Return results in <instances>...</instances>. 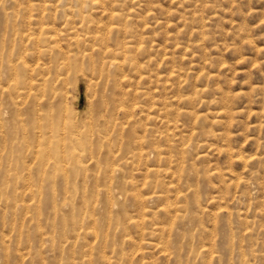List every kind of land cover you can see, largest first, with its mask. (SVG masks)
<instances>
[{"label":"rangeland","instance_id":"obj_1","mask_svg":"<svg viewBox=\"0 0 264 264\" xmlns=\"http://www.w3.org/2000/svg\"><path fill=\"white\" fill-rule=\"evenodd\" d=\"M75 5H80L89 15L86 22L91 25L110 24L111 11H121L123 22L130 26L129 29L123 28L122 36L132 40L135 48L141 46L143 49L138 54L143 68L138 73H131V86L127 84L126 89H133L131 96L136 101V111L143 109V116L150 112L152 118L149 119L152 123L143 121L148 131L141 124L137 125L144 145L134 151L148 152V157L136 155L134 160L129 159L130 162L125 163L124 160L133 153L125 152L120 142L112 147L114 157L111 165L105 166L93 157L97 155L94 141L101 134L102 126L99 124L107 118L101 111L102 94L107 86L103 85L106 84L103 76L90 71L92 68L89 69L86 64L64 68L54 83L62 96L61 109L50 111L45 119L48 122L44 120L49 123V131L42 151L50 155L56 147H60L59 150L66 154L71 131L76 136L81 132L84 139L82 136L76 154L82 164L77 168L63 161L59 164L54 162L58 164L55 166L53 157L49 163L50 158L43 161L41 153H37L33 146H27V149L22 136L9 129L12 118L5 112L6 104L0 97L3 102H0V207L4 205L3 196L10 190L29 192L38 188L44 194L55 192L59 202L66 191L78 193V196L83 191L90 194V220L86 219L82 228L90 230V238L86 235L78 241L79 245L74 246L80 248L75 252L77 264L89 260V255H83L84 251L97 259L102 257L101 254L107 256L108 259L101 260L100 264H264V0H0V61L1 57L6 60L7 56L16 54L25 30L28 26H36V21L44 15H52L48 19L50 23L57 21V26H66L65 11L69 12L73 6L76 8ZM65 42H68L67 39H62L60 44ZM170 100L172 104H169ZM147 104L150 105L147 107ZM224 105H227L226 109ZM184 109L189 110L188 113ZM121 114H117L120 119ZM141 114L138 113L134 119ZM7 130H11V134ZM51 132L53 135L50 137ZM6 137L8 141H5ZM12 147L21 149L18 151ZM82 147H85L84 150ZM158 149L163 151L162 161ZM44 163L50 167L44 166ZM153 167L169 168L173 174H152L149 169ZM71 177L75 184L68 188L66 183L70 184ZM156 181H159L158 184ZM158 192L164 194L163 198L152 197ZM106 193L108 196L118 194L122 200L129 199V202L124 215L114 198L108 206L113 218L101 223L97 219L103 214L102 200ZM135 194L151 200L144 201L142 205L135 203ZM167 205H172L169 211L164 210ZM176 206H181L182 210L177 211ZM44 210L42 230L51 233L50 207ZM91 220L93 223H90ZM0 221V234L6 233L8 228L2 223L1 214ZM6 234L7 239L13 235L14 240L9 243L11 251L16 250L19 242L20 252L24 255L18 259L19 256L4 255L0 249V264H66L62 254L51 248V242L34 243L18 236L16 238L15 232ZM86 239L90 244L86 243ZM228 239L233 242L232 248L225 252L223 246ZM147 240L155 247H145ZM166 241L172 245L166 247ZM21 242L24 246L20 245ZM35 250L41 251L38 252L43 255L42 260L35 261L34 257L32 260L30 251L34 253Z\"/></svg>","mask_w":264,"mask_h":264},{"label":"bare ground","instance_id":"obj_2","mask_svg":"<svg viewBox=\"0 0 264 264\" xmlns=\"http://www.w3.org/2000/svg\"><path fill=\"white\" fill-rule=\"evenodd\" d=\"M77 4H79V3H77ZM72 5H74V4H72ZM75 6H77V7L76 8L74 6H73V8L70 7V9H69L70 11L69 12L65 11V14H66L65 25L66 26L60 27V24H59V26H57L56 25L57 21L55 23H50V21H48V19H50V17L52 15H49V16L44 15L43 17H41L40 19H38L36 21V26H34V27L28 26V28L25 30V34H24V36H22L24 38L21 40V42L19 41L20 45L17 48L16 54L11 55L9 57L7 56L6 60H4L1 57V61H0V97L2 99H4V101H5V104H6V106L4 105L5 106V109H4L5 112H7L8 115H10V117L12 118L11 119L12 123L10 125L11 127H9V129H11L14 134H16V135L19 134V135L22 136L24 142L26 143V145H25L26 147L27 146H29V147L33 146L34 150L36 148L37 149V153H41L42 158L41 157L40 158L43 161H45L47 159L49 160V158H50L49 163H51L52 162L51 158L53 157L54 160H55V161L53 160V163L55 162V163L59 164V163H62L63 161H66L68 164H70V166L72 165V167L73 166H77V168H78L79 166H81L82 161L77 156V154H76L77 152L76 151H77V149L79 147L78 145L80 144V142H82V141H80V139H82V136H83V139H84V135H83L84 133L79 132L78 133L79 135L76 136V135H73L72 131H71V135H70V138H69L70 140L68 139L70 141V143H69L70 146H68L66 148V150L68 149L67 151L64 150L65 153L67 152L66 154L62 153V150H59L60 147L59 148L56 147V149H55L56 151L54 150V153L49 155V154H47L48 153L47 151H42V146L45 143L47 144L46 140H48L47 136H48V131H49V130H47L49 123L48 124L45 123L44 120L48 117V114H49L50 111H54L56 109L57 110L61 109V97L62 96L60 95L59 92H57V90L55 88L56 86L54 84L56 82V79H57L58 75L60 74V72L64 68H67V67H73L74 68V66L77 67V65L80 64V63L82 65L86 64L87 67H89V69H90V67L92 68V69H90V71L92 70L93 72H97L100 76H103L105 81L103 79L102 80L106 83V84H103V85L107 86V88H105V89L102 88V89H104V91H103V94H102L103 95V99H101V111L105 112L104 115H107L106 116L107 118L105 119L104 122L101 121V123L99 124V125L102 126V128L99 131L101 134L99 135L98 140L97 139L95 141L93 140L97 144V145L96 144L94 145V147L96 146V150L95 151H96L97 155L94 154L93 157H96L97 160L99 162L103 163L105 166L106 165L107 166L111 165L110 162H112V159L114 157V155H113L114 154L113 153L114 150L112 149V147L114 148V144L115 143L117 144V142H120V144L124 147V151L125 152L133 153L126 160H124L125 163L130 162L129 159H133L134 160L136 155H138L139 157H142L143 155L148 157V155H147L148 152L147 153H143L142 151H138V152H134V151L139 149V148L141 149V147H143V145H144V138H143V136H141L139 134L140 132H138V126L137 125L141 124V127H144L143 129L145 131H148V127H147L146 123L143 122V121L149 120L151 118L150 117V112L146 111L147 113H145L144 116H143V109H141V110L139 109L140 112L136 111L138 107L136 106V101H133V98H132L133 96H131L133 89H132V91L129 90V89H126L127 84H129V86H131V84H130L131 81H132V79L130 77L131 73L132 72L138 73L143 68V65L141 64V60L138 57L139 52H142L143 49L141 48V46H138V47L135 48V46L132 45V43H133L132 40H126L125 36L124 37L122 36L121 32H122L123 28L125 27L126 29L127 28L129 29L130 26H128L126 22H123L124 14L121 13V11L120 12H116V10L114 12L111 11L110 15L112 17V22L110 24H105L104 23V25L103 24L102 25H97V24L96 25H91V24H87V22H86L88 20V18H89V15L85 14V10L80 5H75ZM105 13H106V11H105ZM40 14L42 15V13H40ZM130 15H132V14H130ZM55 16H57V15H55ZM129 18H130V16H129ZM126 19L127 18H125V20ZM90 20L92 21V18ZM62 24H61V26H62ZM115 24H117V25H115ZM63 32H65V34ZM4 34H5V32H4ZM62 39H67L68 42L67 43L65 42V44L62 45V44H60ZM10 45H12V44H10ZM74 46L76 48H74ZM72 47L75 50H73ZM74 51H76V52H74ZM70 69H72V68H70ZM91 74L95 75L92 72H91ZM98 74H96V77L98 76V79H99L100 76ZM58 81H60V80H58ZM103 81H101V82L103 83ZM59 84H57V85H59ZM198 91H199V89H198ZM143 92H144V90H143ZM173 92H174V89H173ZM66 94H67V92H66ZM143 95H145V93ZM181 95H180V97H181ZM150 96H152V95H150ZM184 96H186V95H184ZM187 96L189 97V95H187ZM64 97H66V96H64ZM1 98H0V100H2ZM173 99H174V97H173ZM191 99H192V97H191ZM147 100H149V99H147ZM176 100H179V99L176 98ZM138 101H141V100H138ZM170 101H171V103H169V104H172L173 103L172 100H170ZM0 102H2V101H0ZM176 102L177 101H175V103ZM149 105L150 104H147V107ZM224 106H225V109H226L227 105H224ZM1 107H3V106H1ZM145 107H146V105H145ZM171 108H172V106H171ZM171 108H170V110H171ZM172 109H174V106H173ZM180 111H182V110H180ZM184 111L188 113L189 110L187 111V109L186 110L184 109ZM118 112H121L122 113L121 115H123V116H121V119L119 117L120 114H119V116H117ZM138 113H142V114L140 115V117H138V119H134V117ZM185 114H183V115H185ZM190 114H191V112H190ZM194 116H195V114H194ZM122 117L125 120L124 119L122 120ZM45 121H47V120H45ZM150 121L151 120H149L148 123H152V121L151 122ZM160 122H161V120H160ZM4 127L5 126H3V128ZM81 127H83V126H81ZM139 127H140V125H139ZM165 127H167V126H165ZM160 128H161V126H160ZM172 128L173 127H171V129ZM11 130H10V132L8 130L7 131L11 134ZM52 133L53 132H51V134L49 133L50 137H51V135H53ZM68 135H67V137H69ZM7 136H8V134H7ZM74 136H76V137H74ZM12 137H13V135H12ZM56 138H57V136H56ZM58 138L61 139L60 136H58ZM5 139H6L5 141H8L7 137ZM53 139H55V137ZM64 139H65V137H64ZM11 140L14 141V139H11ZM57 140H59V139H57ZM66 140H67V138H66ZM50 141L52 142V146H53V141L52 140H50ZM88 142H89V140H88ZM145 142H147V140ZM66 145H65V147H66ZM26 147H24V149H26ZM15 148H13V149H15ZM18 148H16V149H18ZM84 148L85 147H82L83 150H84ZM186 148L184 147V149H186ZM20 149H21V147H20ZM20 149H18V151H20ZM27 149H28V147H27ZM95 151H94V153H95ZM189 151H190V149H189ZM157 152L159 154V159L162 161L163 158H164L163 155L161 156L163 151L158 149ZM22 153H23V151H22ZM24 153H25V151H24ZM18 154H20V153H18ZM32 154H34V153H32ZM23 155H25V154H23ZM246 155L247 154H245V156ZM27 156H28V154H27ZM36 156H37V154H36ZM18 157L19 156H17V158ZM22 157L24 158V156H22ZM255 157L256 156H254L253 158H255ZM19 158L21 159V156ZM165 158L169 159V157H165ZM184 158H182V159H184ZM256 158H258V157H256ZM18 160L19 159H17V161ZM21 160H25V159H21ZM253 160H255V159H253ZM27 163H29V162H27ZM27 163H26V165H27ZM55 163H54V165L58 166V164L56 165ZM96 163H97V161H96ZM23 164H24V162H23ZM35 164H36V162H35ZM42 165H43V163H42ZM46 165L47 164H45L44 166H46ZM159 165H161V164H159ZM47 166H49V165H47ZM31 167H32V165H31ZM39 168H40V166H39ZM60 168H62V167H60ZM54 169H55V167H54ZM106 169L107 168L105 167V170ZM8 170H9V168H8ZM42 170H43V168H42ZM55 170L57 171L58 169H55ZM15 172H17V170ZM39 172H41V170ZM149 172H151L152 174H158V175L159 174H162V175H172L173 174L172 170H170L169 168L162 169V168H158V167L157 168H155V167L150 168ZM185 172H186V170L184 171V173ZM58 173H60V172H58ZM190 173L192 174V171ZM54 174H55V171H54ZM11 175L12 174H10V176ZM17 175H19V174H17ZM45 175H46V173H45ZM184 175L186 176V174H184ZM70 176L71 175H69L68 178ZM185 176L183 178H186ZM53 177H55V176H53ZM63 177L65 178V176H63ZM179 177H181V175H179ZM104 178H105V176H104ZM188 178H189V174H188ZM45 179L47 180V178H45ZM3 180H5V178ZM65 180H66V178H65ZM27 181H26V184H28ZM66 181L68 182L69 180H66ZM150 181H151V179H150ZM41 182H42V180H41ZM46 182H44V183H46ZM156 182L158 184L159 181H156ZM69 183L70 184L66 183L68 185V188H69V185L74 183L72 177H71V182H69ZM47 185H49L48 182H47ZM34 186H35V184H34ZM64 186H65V184H64ZM10 189H12V187ZM39 190H38V188H37V191H34V190H30L29 191L28 190L29 192H19L17 190H14L13 192H11L12 190H10V192H6V194L4 196L2 195L3 198H4V200H3L4 205H2L3 207L2 206L0 207V214H1V218H2V223L7 226L6 228H8L6 231L8 232V234H11V235L13 234V232H15L16 238L18 236L20 239L24 238L25 241H33L34 243H36V241L37 242L39 241V243H44V244L46 242H48V243L51 242L52 243V244L50 243L51 248L54 249V252H55V249H56L58 251V252L56 251L57 254L59 252H60L59 255L62 254L63 258L66 259V264H77V262H76V257L77 256H75L76 255L75 252H76V250L78 248L76 249V247H74V246L79 245V244H77L78 241L81 238H84V236H86V235L88 236V234L90 233V230L89 229L87 230V228H86L85 231L83 230L84 229L83 228L84 227V221L86 219L90 220V201H92L90 199V194L84 193V191H83L78 196L77 192H76L77 194H74L73 191L72 192L71 191H66L61 196V201L62 202L61 201L59 202V198H58V196L56 195L55 192H53V193H50V192L47 193L46 192L44 194L42 191L39 192ZM108 192H111V191H108ZM107 193L105 194L104 200H102V203L104 204V206L102 205L103 206L102 208H104L103 214H102V216H100L97 219L101 223H105V221H107L108 218H111V219L113 218L112 214H110V211H109L110 209H108L109 208L108 206H109V203L111 201H113L114 198L117 199V203L120 205V208L123 211L124 215H126L125 212L127 211V207H128V202H129L128 200L129 199L122 200L121 197L118 194H114V195L112 194L111 196H108ZM102 195L104 196V194H102ZM129 195L130 194H128L127 196H129ZM163 195L164 194H160L158 192L155 195H153L152 197L163 198ZM59 197H60V195H59ZM129 197L132 198L131 196H129ZM133 198H134V202L135 203L138 202L141 205L143 204L144 201L151 200V198H149V199H148V197L143 198V196L139 195V194H135L133 196ZM194 201H197L195 197H194ZM118 204H116V205L118 206ZM190 204H192V202ZM110 205H111V203H110ZM171 206L172 205L164 206V207H166L164 210L169 211L171 209ZM48 207H50V211L49 212H50V215L52 217V219L50 217V219H51L50 223L52 225L51 226L52 227V232L51 233L44 232L46 230L43 231L42 230V226H41L42 225V220H43L42 214L45 213L43 211H45L44 209H47ZM120 208H118V209H120ZM175 208H176L177 211L182 210L181 206H176ZM190 210H192V209H190ZM47 213H48V211H47ZM92 213H93V211H92ZM95 213H97V212H95ZM186 215H185V218H186ZM48 216H49V214H48ZM48 216H47V218H48ZM92 216L94 217V215H92ZM180 220L181 219L179 218L178 221H180ZM20 221H22V222H20ZM47 221H45V222H47ZM90 223H93L92 220H91ZM151 223H152V221H151ZM92 226H93V224H92ZM118 229H120V228H118ZM91 230H94V229H91ZM93 232H91V234ZM6 233L1 232V234H0V249L4 251L3 254L4 255L6 254L7 256H11V255L15 256V257L19 256L18 259H21L20 257L23 258L24 252H20L21 248L19 247V242H18V245H17L18 247H16V250H12L11 251L12 248L10 247L9 243L12 242L11 240H14V239H12L13 235H12L11 238L7 239L6 238V235H7ZM45 233L48 234V235H46ZM98 233H97V235H98ZM91 234H90V236L94 235V234H92V235ZM175 234H176V232H175ZM178 234H180V233H178ZM87 238H90V237L88 236ZM104 238H105V236H104ZM176 240H178V239H176ZM25 241H23V242L25 243ZM86 241H87V239H86ZM88 242L89 241H87L86 243L90 244ZM86 243H84V244H86ZM94 243H96V242H94ZM232 243L233 242L228 239V243H226L225 246H223L224 249H225V252H229L230 251V249L232 248ZM175 244L176 243H174V245ZM20 245L24 246V244H22V242H21ZM94 245H96V244H94ZM102 245H103V242H102ZM165 245H166V247H170L172 244H171L170 241H166ZM185 245H187V244H185ZM25 246H26V244H25ZM87 246H89V245H87ZM144 246L145 247H152V246L155 247L154 243L151 242V241L145 242ZM31 247L32 246H29V248L32 250ZM48 247H49V245H48ZM48 247L46 246L45 249L46 248L48 249ZM72 247H74L73 248V250H74L73 252H72V249H71ZM83 248H82V251H84ZM94 248H95V246H94ZM183 248H186V247L183 246ZM238 249H240V248H238ZM40 250H38V251H40ZM206 250L207 249H205L204 252ZM33 251H34V249H33ZM38 251L35 250L34 253H31V251H30V254H33V256L31 257L32 260H33V257L36 259V260L34 259L35 261L41 259V257L43 255H41V253H40L41 251L40 252H38ZM43 251H44V249H43ZM186 251L187 250H185V252ZM81 252H79V253H81ZM182 252H184V251H182ZM82 253H84L83 254L84 256H88L89 255V260H87L83 264H100L101 260L104 261L105 259H108L107 256L102 255V254H101L102 257L99 256L100 254H98L99 258L97 259V258H94V257L90 256V254H89L90 252H88V251H84ZM57 254H55V255H57ZM91 254L94 255L93 253H91ZM180 254H181V252H179L178 257L181 256ZM214 256H216V255H214ZM78 257H80V256H78ZM190 257H192V255ZM63 258L61 260H63ZM46 259H47V256H46ZM130 259H132V258H130ZM82 260H84L83 257H82ZM179 260H180V258H179ZM7 261H8V259H7ZM79 261H81V260H79ZM51 262L52 261H50L49 263H51ZM59 262H61V261H59ZM62 262H64V260ZM181 264H182V262H181ZM220 264H226V263L222 262Z\"/></svg>","mask_w":264,"mask_h":264}]
</instances>
